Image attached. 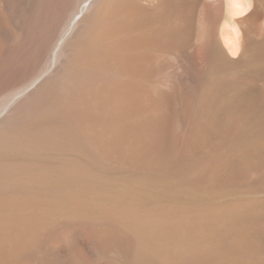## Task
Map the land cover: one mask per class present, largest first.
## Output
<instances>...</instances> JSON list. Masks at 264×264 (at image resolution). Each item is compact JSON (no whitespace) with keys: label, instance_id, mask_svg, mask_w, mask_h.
Listing matches in <instances>:
<instances>
[{"label":"bare ground","instance_id":"bare-ground-1","mask_svg":"<svg viewBox=\"0 0 264 264\" xmlns=\"http://www.w3.org/2000/svg\"><path fill=\"white\" fill-rule=\"evenodd\" d=\"M263 166L264 0H0V264L80 233L99 264L245 262L264 198L199 191Z\"/></svg>","mask_w":264,"mask_h":264},{"label":"rangeland","instance_id":"rangeland-1","mask_svg":"<svg viewBox=\"0 0 264 264\" xmlns=\"http://www.w3.org/2000/svg\"><path fill=\"white\" fill-rule=\"evenodd\" d=\"M215 129L213 128V130H215ZM213 130L211 128L209 130V132L207 133L208 136L207 135L205 136V137H208V138H204L199 143L201 146H203V148L201 146H199V144H198L199 147L196 146L195 147L196 149L193 148L194 150H196V151H194L195 152V155L197 153L196 157H198L200 159H204L208 155L207 157L210 158V156L212 157L214 154H216V152L219 151V148H221L220 147L221 145H222V147L225 145L226 142L225 141H222L221 136H219V134L221 135V132L219 133V130L217 131V129L215 131H213ZM215 132H217V133L215 134ZM210 134H212V136ZM214 136L216 137V139H215ZM220 141H221V143H220ZM197 150H200L202 152L197 151ZM198 152H200V153H198ZM120 165L119 164H117V165L116 164H112V165L109 164L108 165V168L109 169L108 168H104V170L106 169L105 171L104 170L103 171H100L103 175H106L108 177H112V179L114 177L113 180L115 182H118V181L121 182V183L124 182L122 184L119 183L118 184L119 185L118 187H120V185H121V187H123V185L126 184V182H125L126 181V178H129L130 176L132 177V175H133L134 172L135 173L138 172L140 174V176H139L138 173H137V175L134 173L136 175L134 178H136L137 176H139L138 179H142L143 176L144 177L147 176V175L150 176V174L151 175H154V173H156V174H158V173L159 174L160 173H164V171H166L168 169V168H166V167L163 166L164 168H161L162 170L161 169H158L157 171L155 170L156 171L155 172L154 169L152 170V168H150V167H147L146 168V167H142L141 166L139 168V167L131 166L130 164L127 165V166H125L126 164H123L121 166ZM262 170H263L262 172L264 174V169L262 168ZM131 172H132V175H131ZM128 175H129V177H128ZM237 181H238V183H237ZM237 181H236V183L235 182L232 183V182H227V181H224L223 180V181H221V184H220L221 186L218 185L217 188H216V186L215 187L213 186L214 188H211V187L208 188L207 187L206 189H204L205 188L204 187L201 190H204L205 192L204 191H202V192L199 191L200 192L199 194H204L205 193V194L209 195L212 198L211 200H213V203L214 204H219V203L220 204H222V203H225L226 204L229 201L230 202H234L233 200L236 201V199H238V201L239 200L240 201L241 200H246V199L248 200L249 197L251 199H255L257 197L256 198L257 200H258V197L259 198H264V188H263L264 186H262V184L264 185V183L261 182V181H264V175H263V178L262 179H261V177H259V179L257 178L256 180H253L252 182L249 181V183L248 182L245 183L242 180L241 181L237 180ZM239 183H240V185H239ZM223 184H225L226 186L223 185ZM259 185H260V188L262 187V189L259 188V190H258L257 187H259ZM244 187H246V188H244ZM180 194L183 195L184 194V191H182V193H179L177 191L175 194H172V198H174V197L176 198V196H177V199H178V197L180 196ZM183 197H185V194L182 197H179V200L180 199L182 200ZM216 199H217V203H216ZM180 203H178L179 204V207L181 205H184V203H181V205H180ZM186 206L187 205H185L184 207H186ZM73 239H74V241H73ZM263 240L264 239H262V240L260 239L261 242ZM261 242L258 243V241H257V243H255V242H254V244L252 243V250L253 251L252 250L250 251V252H252V253H250L251 254L250 255L251 258L250 259L248 258L247 260H245L246 263L242 261L239 264H264V241H263V243H261ZM57 245H56V247H53L50 250L51 251L50 253H47L46 259H47V262L49 264H69L73 260H75L77 262V264H99L98 257H97L94 249L92 248V246L90 244V241H89L88 236L85 233L74 234L72 236L70 246H68L66 244L65 245L64 244H57Z\"/></svg>","mask_w":264,"mask_h":264}]
</instances>
